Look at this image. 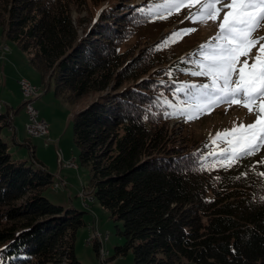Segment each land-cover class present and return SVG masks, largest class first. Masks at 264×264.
Returning a JSON list of instances; mask_svg holds the SVG:
<instances>
[{
    "label": "trees",
    "instance_id": "16d2710c",
    "mask_svg": "<svg viewBox=\"0 0 264 264\" xmlns=\"http://www.w3.org/2000/svg\"><path fill=\"white\" fill-rule=\"evenodd\" d=\"M164 5L0 0V36L26 53L45 92L54 81L65 104L93 97L73 116V141L90 200L122 223L123 243L105 262L131 253L133 264H264V160L226 166V154L189 130L201 111L191 85L211 81L189 71L202 52H170L174 29L141 36L167 14ZM8 122L0 109V264H80L85 213L44 196L63 179H53L29 140L30 162L11 159L1 135ZM93 248L98 254L97 241Z\"/></svg>",
    "mask_w": 264,
    "mask_h": 264
},
{
    "label": "rangeland",
    "instance_id": "374dc122",
    "mask_svg": "<svg viewBox=\"0 0 264 264\" xmlns=\"http://www.w3.org/2000/svg\"><path fill=\"white\" fill-rule=\"evenodd\" d=\"M161 2L165 3L164 6L166 7L169 0H156V3ZM205 2L206 0H198V2L191 4V6L183 5L179 10H174L171 14L167 13L161 22L142 29L140 33L141 36L149 38L150 40H155L156 38L160 39L162 34L166 33L168 30L174 29V31L168 35L172 37L171 45L169 46V50L172 54L180 55L186 51V53L189 54H193L194 51L196 53H208L210 48L217 43L214 38L218 35L219 25L223 21L224 14L229 11V9L226 7L225 3H221L218 7L223 10L215 21L211 19L203 20L202 5ZM227 3H230V0H227ZM80 12V17H88L89 11L82 10ZM198 13H201V15H198ZM72 15L74 18L77 17L78 13L76 10H73ZM263 29L264 24L253 34L252 38L259 40V43L249 52V65L254 62L252 58L258 54L260 44L264 43ZM8 45L12 46L15 51L20 53L22 57L28 61L26 53L20 51L14 43L6 41L5 38L1 36L0 58L8 51ZM245 58L246 57L241 56L240 59L243 61ZM202 61L203 56L201 60L194 62L189 71L194 74L199 72L200 69L197 66ZM2 64H4V62L0 61V104L1 110L4 113L5 105L8 104L4 97L11 98L15 96L16 104L13 106H19L23 102V96L17 84L18 82L16 83L12 80L10 75H4V73H2ZM196 76L199 77L202 82L211 81L209 77ZM187 79L188 78H184V80ZM34 82L40 89L39 98L34 102V108L39 111V117L43 118L42 120L48 125V135L46 137L30 138L26 134L27 118L25 116L26 111L23 107L17 113L18 117L14 121L19 142L14 143V136L12 133L14 129L10 130L12 127V120L8 113L9 126L1 130L3 141L9 146L8 151L12 160L30 162V150L24 146L25 140H29V145L34 147L35 157L45 166L46 170L53 176V179L58 180L59 178L66 182V186L62 187L60 180L55 181L45 192L44 196L53 204L59 205L65 210L75 209L78 212L85 213L83 218L85 226L79 228L76 233L75 253L77 260L80 264H103L98 254L94 251L93 241L91 240L89 243H86V240L90 238L93 233L92 225L95 223L98 231L102 233L104 237L108 235V239L103 243L102 248L108 251L109 258H112L114 255V248L123 243V239L117 234V226L121 228L122 223L112 220L109 213L103 209L96 200H90L88 191L89 170L80 165L78 159L80 150L74 145L73 141V116L84 108L93 97L92 95H88L79 100L75 105H68L55 97L54 81H51V85L47 92L43 90L45 88L41 85L38 74ZM39 99L45 102L41 103ZM259 103L258 101L254 104L251 111L244 107L243 103L215 104L208 107L206 111L201 110L199 114L193 116V118L190 117L188 128L198 138L210 142L212 148L216 152L220 154L224 153L230 158L234 141L236 137L240 135L238 129L251 126L255 123L259 111ZM46 140H49L47 147H45ZM259 157L264 160V147L251 155H245L231 162H236L239 166H244L245 163L252 162ZM71 160L74 167L64 168L66 161ZM56 183H58V188L53 190V185ZM83 197L87 199V208L83 206ZM106 263L133 264L132 254L129 253L124 257H115Z\"/></svg>",
    "mask_w": 264,
    "mask_h": 264
},
{
    "label": "snow or ice",
    "instance_id": "6c2138e0",
    "mask_svg": "<svg viewBox=\"0 0 264 264\" xmlns=\"http://www.w3.org/2000/svg\"><path fill=\"white\" fill-rule=\"evenodd\" d=\"M195 2L198 0H169L166 12L171 14L183 5L191 6ZM221 3H225L229 11L224 14L219 33L214 38L217 43L203 54V61L197 66L200 71L195 73L209 77L211 83L191 87L197 89L194 98L198 110L206 111L219 103H243L251 111L252 106L260 102L255 123L238 129L240 135L234 141L229 160L224 162L230 166L231 161L264 147V43L252 58L254 62L251 65L248 62L250 50L259 43L252 38L253 34L264 24V0H230V3L227 0H206L202 5L203 20L215 21L223 10L218 7ZM241 56L246 58L241 61Z\"/></svg>",
    "mask_w": 264,
    "mask_h": 264
},
{
    "label": "built area",
    "instance_id": "2783aa9c",
    "mask_svg": "<svg viewBox=\"0 0 264 264\" xmlns=\"http://www.w3.org/2000/svg\"><path fill=\"white\" fill-rule=\"evenodd\" d=\"M3 57L4 56H2V58ZM18 86L20 87L21 92H26V99L23 100V102L27 103V111L25 113V116L27 118V123L30 129V132L33 133V135H37L40 137H46L49 133V127L46 124V122L39 117L38 110L34 108V102L39 97V93H35V89H29V84H24V80L22 78L18 81ZM12 129H13V126H12ZM48 143H49V140H46L45 147L48 146ZM72 167H74L72 160L66 161V163L64 164V168H72ZM60 181L62 183V187H65L66 182L64 180H60ZM82 203L84 204L83 206L87 208L86 198L84 197L82 198ZM92 231L93 233L91 237L86 240V243H89L91 240L97 241L99 243V251H98L99 259L101 260L103 264H107L105 262V259H107V257L109 256V253L108 251H105L102 248L103 246L102 238H107V235L104 237L102 233L98 231V228L95 223H93L92 225Z\"/></svg>",
    "mask_w": 264,
    "mask_h": 264
},
{
    "label": "crops",
    "instance_id": "0c3cea01",
    "mask_svg": "<svg viewBox=\"0 0 264 264\" xmlns=\"http://www.w3.org/2000/svg\"><path fill=\"white\" fill-rule=\"evenodd\" d=\"M7 47H8V51L5 53L4 57L2 59H0V61L4 62V64H2V67H1L2 73H4V75L5 74L10 75L12 80H14L16 83L21 78H24L34 85L35 84L34 79H36L37 73L35 71H33L32 67L29 65L28 61H26L20 53L15 51V49L12 46L8 45ZM35 86H36V84H35ZM4 99H6L5 101L8 103L5 105L4 113H6V114L8 113L9 117L12 120L11 123H12L13 129H14V132H12L13 136H14V138H13L14 143H18L19 141L17 139V134H16L17 128H16L14 121L18 117L17 113L19 112L20 109H22L21 105L23 104V102L19 106H13L16 104L15 96L14 97L12 96L11 98H5L4 97ZM39 100L41 103L45 102V101H42V99H39ZM16 107H18V108H16ZM38 113H39V111H38ZM41 119H43V118H41ZM13 129H12V127L10 128V130H13Z\"/></svg>",
    "mask_w": 264,
    "mask_h": 264
},
{
    "label": "bare ground",
    "instance_id": "6f19581e",
    "mask_svg": "<svg viewBox=\"0 0 264 264\" xmlns=\"http://www.w3.org/2000/svg\"><path fill=\"white\" fill-rule=\"evenodd\" d=\"M4 50V48H3ZM6 50V49H5ZM24 80V79H23ZM24 84H29V89H35V93H39L40 89L38 88V86H35L33 85L32 83H30L29 81L27 80H24ZM22 96H23V100L26 99V92H21ZM24 107L25 111H27V103L26 102H23L22 104V108ZM0 109H1V104H0ZM26 134L30 137V138H37V137H40V136H37V135H33V133L30 132V129H29V126H28V123L26 124ZM58 184V183H56ZM58 188V187H57ZM56 189V188H55ZM108 239V235H107V238H103L102 239V245L103 243Z\"/></svg>",
    "mask_w": 264,
    "mask_h": 264
}]
</instances>
